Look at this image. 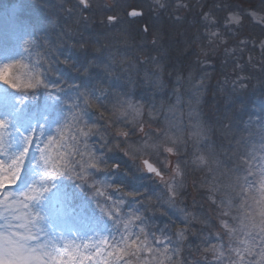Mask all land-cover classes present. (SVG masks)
Listing matches in <instances>:
<instances>
[{
	"label": "rangeland",
	"instance_id": "374dc122",
	"mask_svg": "<svg viewBox=\"0 0 264 264\" xmlns=\"http://www.w3.org/2000/svg\"><path fill=\"white\" fill-rule=\"evenodd\" d=\"M60 1L64 4L65 2H72L73 0ZM74 1L81 5L78 0ZM139 1L141 2V6H144L143 9L145 13L148 11L149 13L161 12L165 14V17L167 15L168 18L175 20L171 22L176 26H178L176 21L181 17H186L188 20L186 23H189L190 27L191 25L196 26L198 19L197 25L200 28V32L199 30L195 31L193 34L194 46L193 48L190 47L194 57L192 64L197 70L190 68L189 70L186 69V72L177 71L175 74L169 72L168 74H170L172 81L171 84L167 85L166 80H164V74L166 73H164L159 59L153 58L152 55H147L146 57L144 55L141 56L139 58L140 63L146 62V64L150 63L152 66L150 67L151 69H148V66H143L142 70L144 71L139 69V71L136 72L134 71V67L136 66L134 61L127 63L128 60L119 57L122 52L121 48L115 47L116 49L113 52L110 51L112 55H109L110 59H108L109 64L107 65L112 66L114 61L120 59L117 61L116 65L120 66L121 70L124 71L121 75L123 83L129 82L132 76H134L132 81H135L140 74L142 85L152 88L151 90L155 91V93L166 95L167 92L166 98H171L170 104H168L166 100V108L160 109L157 107L158 103L153 102V108H155L154 112H152L150 108L147 110V113H144V107H142L138 116L135 113H131L127 117L121 116L120 111L122 110L119 109V106L115 108L111 107V110L115 111L117 116L124 117V121H127L128 126H130L129 128H131V126L134 127V129L132 128L135 132L134 136L136 137L137 135V139L133 146L125 144L121 149H123L124 152H128L129 157L133 161L131 164L137 166V163L140 170L144 171L141 164L142 161H148L161 171L163 179L160 178L159 180H161L162 184L165 186L168 197L171 193L168 192L165 184L166 181L174 185L178 193L176 196L177 200L182 201L184 192L186 191L188 193L187 203L190 204V207H195L197 205V200L201 199L202 204L200 206L197 205L199 207L198 211L203 210L204 214L209 217L210 228H208L207 225L205 226L208 228L210 242L217 246L227 245L228 240L224 235L227 230L221 224V220H226L231 224L232 215H235L236 211L234 206L232 214L226 217L222 216L221 213L226 209L220 202L224 200L225 203H227L229 195L232 196V194H237L239 192V189L232 190L228 187L234 181L235 174L239 171L237 168L239 161L237 157L233 155L234 149L238 150L237 154L244 152L257 156L260 154L256 149L259 148L262 142L260 130L264 128V96L256 97L248 101L249 104L245 111V116L243 119L238 118L239 122H234L233 119L231 120L230 114H228L225 109H222L219 115H215V105L217 103L215 100L213 101V94L210 92L212 90L209 91L207 89L210 78L212 77L209 70L211 67V53H217L220 57L225 58L235 55L236 49L239 51L247 50L253 54H263L264 49H262L261 43L264 42V19H262V17H264V6H260L261 4H248L247 0H218L215 3H220L224 8L221 9V12H223L222 15L219 13L221 16L216 18L218 14L214 15V11L206 8L208 2L204 3V0H160L159 3H156L155 0ZM130 2L131 0H85L86 5L92 4L93 7H101L102 5L112 7L115 5L116 8L123 10L122 8L130 6L124 15L127 21L131 23V21L141 19L142 11L133 8ZM25 3H27V0H12L11 4L8 3L9 5L7 3L0 4V26L6 27V30L0 29V65L4 63L14 65V67L10 69V74L14 78H17L22 84L29 82L31 77L39 73L41 69V64H39V62L32 61V52L36 44V38L34 30L28 24V20L25 19V16H27ZM208 6H211V4H208ZM202 8L206 10H202ZM131 10L139 11L141 16L129 19L128 12ZM205 13H208L207 18L205 17ZM230 14L238 15L240 18L239 23L227 22ZM37 16L40 21L41 15L37 14ZM77 16L80 17L79 15ZM119 16L123 17L120 13H117L115 18L117 17L119 20ZM220 18L222 19L220 22L221 25L218 26L217 22L220 21ZM244 20L259 30L262 36L252 38L248 36L247 33H241L240 30L244 24ZM106 21L108 24H111L115 20L110 22L107 17ZM121 25L122 27H119L118 32L121 34L124 32L126 35L128 26H133L132 23L130 25L129 23H121ZM138 27H141L140 21L138 22ZM143 27L144 25H142L141 28ZM191 28L188 30L187 26H185L186 39L185 36H180L181 45L176 50L179 54L185 52L190 45V35L191 31H193ZM158 29V27H152L151 37L153 41L159 40L160 33L157 31ZM211 32H216L217 35L212 37L210 35ZM171 35H173L172 31L170 32V36ZM127 39L130 40L128 35ZM25 41H28V43L25 44ZM245 60L248 64L252 65L254 63L252 56H246ZM255 61L258 63L257 59H255ZM237 64V67H240L241 64L239 62ZM253 65L255 66V64ZM135 68L138 69L137 66ZM111 80L113 81V78ZM245 80L246 78L241 73L229 76L225 81L222 80V78H212L211 88H214L215 84L218 85V81H221L223 84L227 83L228 90L230 89V91L237 92L245 88ZM75 90L76 86L69 91L71 94H74ZM105 94L106 92L104 90L95 91L93 93L95 98L97 96L100 97L99 101L105 97ZM226 95L230 97L231 93L228 92ZM21 96L22 93L12 88L9 90L8 86L3 84V81L0 80V118L7 117L9 119L10 126L8 128V133L12 132L13 137H15V129L17 127L23 131L35 127L39 131L40 126L43 125V133L46 137L47 135L54 134V129L66 118V123L63 127L64 140L61 141L62 144H66V147L57 146L59 147V152L64 154L63 161L59 156H56L57 148H53L55 161L62 166L64 162L69 161L71 157L69 153H71L72 138L79 133L77 128L78 124L74 119L75 116L79 115V111L77 112L69 103H56L54 96L50 97L49 95H43L38 101H36L37 97H35V99H33L34 105L32 106L26 99L23 104H19L18 101ZM3 97H6L8 100V105L5 107L2 103ZM123 101H130L136 106H141L133 102L131 98L124 99ZM227 101L229 102L230 100L227 99ZM115 103L119 104L118 99ZM145 114L146 117L150 119L154 117L159 118V116H161V121L164 126L162 127L163 129L160 130L157 128V136L160 134L161 130H168L172 140L177 141L176 143H173L172 140L166 141L161 146L159 155L156 154L154 149L137 153V149L149 138L146 137L145 130L147 128H142V125H144L143 123H145V121H142V116ZM193 125H197V127L194 129ZM141 129H143V131H141ZM121 131H128L127 133L129 134V130L121 129ZM200 131H203L205 134V139L197 144L194 142V139H190L189 137L193 132ZM59 138V134L54 135V139L59 140ZM122 138L125 139L126 137L122 135ZM237 141H240V143L237 144ZM151 142L152 141H149V143ZM18 146V144L13 145L9 151H14ZM165 147H173L174 152H165ZM176 151L179 152V155L180 152L185 154L183 162L187 165V168L189 167L187 170L188 178L183 175L184 163L182 165L178 164L180 157ZM134 153L136 154L133 155ZM200 155L206 157L208 164L202 165L199 163L196 158ZM36 156H38V153L36 152L34 143L26 158L25 171L16 186L17 191L22 190L28 184L38 179L39 170L35 165ZM215 160L220 162L219 167L213 162ZM155 161H159V163ZM177 166H179L181 174L173 180L172 177L175 176L173 169ZM210 167L215 171H209ZM143 173H145V171ZM192 177H196L198 182L193 181ZM249 179L253 181L252 192H254L258 198L260 195V183L255 177H249ZM47 183L49 185V191L44 193L39 202L33 204L34 209L38 210L45 218L41 222V228L43 229V233H40L41 241L51 238L55 240L59 246H62L65 242L71 243L74 241L76 244H82L83 241L87 240L90 245H95L103 237L108 240V245H101V247L105 249L106 256L107 251H111L112 247L119 244L121 235L124 232L122 223H115L110 217L119 215L121 220H124L133 217V213L138 215L139 210L133 203L129 204L124 214L121 215L118 212L117 202L124 198L121 194H118L111 180L107 183L106 187H101L99 189L97 194L101 198V203L95 211L85 207V199L82 202L80 199H77V190L73 193L64 187L61 184L59 176ZM180 185H182V187ZM39 186L40 185L37 184V187ZM215 186H219L220 190L212 191ZM195 187H197L203 199L196 195L194 190ZM101 193H103V195H101ZM248 194L251 195V193ZM233 198H235V204L240 203V199L237 198V196H233ZM213 201H215V203H213ZM121 205L122 204L119 205V208ZM101 207L105 210V216L99 211ZM175 213L178 214V218L182 221V223L179 221L180 226L176 228L173 226H166L163 228L156 227L155 231L149 232L145 224H143L142 226L145 228V231L149 233V239L153 240L151 234L154 233L155 237L161 240L167 236L175 242L177 240V231L186 229L185 235L187 239L182 243V251L178 258L182 261V264H192L194 261L197 262V264H208L205 261L206 257L205 259L202 258L201 253L203 252L197 250L195 253L197 248H195L196 245L193 242H195L196 236L190 228L185 226L184 215L179 213L178 208H176ZM192 217H195V215ZM133 224L138 225L134 217ZM139 227V225L134 226L131 228V231L133 233H139ZM216 234H219V237H223V239L218 238ZM135 238V236L132 237V239ZM165 243H167L166 240ZM157 246L163 247L162 245H157L153 240V247ZM88 251L94 252L95 248L90 247ZM256 251H259V247L256 248ZM203 254L205 256V253ZM206 255L207 259H213L211 254L206 253ZM140 256L145 259H150L151 253L144 251L140 253ZM126 257L128 256H124L119 260L112 257V264H136V257L132 256L134 258L133 261L131 258L125 261ZM173 259H177V257H173ZM245 259L246 261L254 260L256 257L246 256Z\"/></svg>",
	"mask_w": 264,
	"mask_h": 264
},
{
	"label": "trees",
	"instance_id": "16d2710c",
	"mask_svg": "<svg viewBox=\"0 0 264 264\" xmlns=\"http://www.w3.org/2000/svg\"><path fill=\"white\" fill-rule=\"evenodd\" d=\"M217 1H203L204 3L208 2V4H211V6L207 4L206 8L214 11V15L218 14L216 18L222 15L223 12H221V9L224 8L220 3L216 4L215 2ZM247 1L251 5L261 4L260 6H264V0ZM11 2L12 0H0V4H11ZM140 3L139 0H131L130 2L133 8L142 11L141 19L131 21L133 26L130 25V21H127L124 15L130 6L122 8L123 10L116 8L115 5L112 7H106L105 5L93 7L92 4H88L83 7L82 4L80 5L74 0L72 2H65L64 4L60 0H27V3H25L27 15L25 19L28 20V24L34 30L36 38V44L32 52V61H37L41 64L39 74L42 81L49 86H57L60 88L59 92L52 94L56 103H69L72 106L80 105V108H83V119L77 125L79 132L80 130L88 131L89 127L95 126L92 128L93 134H90L87 138L83 136L79 137L78 146L85 160L89 159V151L93 157L99 158L97 160L98 169H88V172L92 175L87 183L77 179V176L72 175L71 172L60 175L59 178L61 184L68 190L73 193L77 190V199H80L81 202L85 199L86 206H84L93 211L101 203V198L97 194L101 187H106L110 180L114 187L115 185L121 186L123 190H117V192L123 196L124 203L118 212L121 215L124 214L129 204L133 203L138 208V215L142 217L145 227H147L149 232L155 231L156 227L173 226L176 228L180 226L182 221L178 218V214L175 213L176 208L183 215L184 212L190 213V216H183L185 226L190 228L196 236L195 242L192 241L196 245L195 248H197L195 253L197 250L203 252L205 244H202V240L205 238L209 239L208 228H210V220L204 214L203 210L198 211V206L202 204L201 199L197 200L198 206L190 207V204L187 203L188 193L185 191L182 201L176 199L175 205L170 207L167 203V191L162 181L157 180L152 175L148 176L146 173H143L144 171L140 170L137 163V166L131 164L133 162L132 159L129 155H125L124 150L121 149L125 144L133 146L137 135L136 137L134 136V127L131 126L129 128L130 126H128L127 121H124V117L117 116L115 111L111 110V107L115 108L119 106V104L115 103L117 99L118 101H122L131 98L133 102L144 107V113H147V110L150 108L154 112L153 102H157V107L160 109L166 108L167 102L168 104L171 103V98H166L167 92L166 95L155 93V91L151 90L152 88L142 85V79L139 73V77H136L137 81H132L134 77L132 76L129 82L123 83L121 75L124 71L121 70L120 66L116 65L120 59L114 61L112 66L107 65L109 64L108 59H110L112 52L116 49L115 47L121 48L122 52L119 57L128 60L127 63L134 61L138 68L136 69V66L134 67V71L136 72L139 69L142 70L143 66H148V69H151L150 67L152 66L150 63H140L139 58L141 56L144 55L146 57L147 55H152L153 58L159 59L163 71L166 73L164 74V80H166L167 85L171 84L172 81L170 74H168L169 72L175 74L177 71H185L190 68L197 70L192 64L194 57L190 47L193 48L194 46L193 34L196 30L200 32V28L197 25L198 19L196 26L191 25V28L190 24L186 23L188 21L186 17H181L176 21L178 25L176 26L171 22L175 20L168 18L167 15L165 17V14L161 12L149 13L148 11L145 13L144 6L142 7ZM202 10L206 9L202 8ZM117 13H120L123 17L119 16V20L116 17L113 23L108 24L106 21L107 17H115ZM37 14L41 15L40 21L38 20ZM221 18L217 22L218 26L221 25ZM139 21L141 22V27L144 25L143 28L138 27ZM121 23H129L130 26H128L127 35L130 37V40L127 39L126 33L122 32L121 34L118 32L119 27H122ZM185 26H187L188 30L191 28L193 31H191L188 49L179 54L176 50L181 45L180 36H185L186 39ZM152 27L159 28L157 31L160 33V36L157 41L152 40ZM171 31L173 35L170 36ZM240 31L241 33H247L252 38L262 36L259 30L252 26V24H248L245 20ZM211 56V67L209 70L212 77L210 78L207 89L209 91L212 90L210 92L213 94V101L215 100L217 103L215 105V115H219L222 109H225L230 114L231 120L233 119L234 122H239L238 118L243 119L245 116V111L249 104L248 101L256 97L264 96V53L253 54L247 50L239 51L236 49V54L228 56L227 58L220 57L217 53H211ZM246 56L253 57V64L255 66L246 62ZM255 59L258 60V63H256ZM62 61H67V63H62ZM238 62L241 64L240 67H237ZM238 73H241L246 78L245 88L237 92L231 90V92L227 88V83L223 84L221 81H218L219 84H215V87L211 88L212 78H222L225 81L229 76L238 75ZM112 78L113 81L111 80ZM74 86H76L75 93L71 94L70 91ZM8 88L10 90L9 86ZM48 90L54 91L51 87ZM100 90H104L106 94L101 101H97L93 93ZM28 92V99L26 101L31 106L34 105L32 96L37 97L36 101H38L43 95H48L43 86L34 92L30 90ZM79 92L91 93L88 96V100L91 105L95 106H85L84 99H78ZM228 92L231 93L230 97L226 95ZM227 99L230 101L228 102ZM74 108L77 112H80L79 108ZM142 119V121H145L142 128H147L145 130L146 137H156L157 128L159 130L163 129L164 124L161 121V116L150 119L145 114L142 116ZM121 129L129 130V134L125 139L122 138V135L117 134ZM85 142L88 146L87 149L84 147ZM176 153L179 155V152L176 151ZM184 156L185 154L180 152L179 165L184 163ZM80 159V155H77L71 145V157L69 161H79ZM101 160H106L109 164H117L119 167L107 171L104 164L100 163ZM157 162L159 163V161ZM183 166V175L188 178L187 170L189 167L187 168L185 163ZM71 168L77 173L80 171L79 164L71 165ZM192 180L198 182L196 177H192ZM194 190L196 195L203 199L197 187ZM127 192L142 193L143 195L133 198L125 195ZM233 196H237V194H232ZM181 210L184 211L182 212ZM193 215L195 217H192ZM203 253H201L202 258L205 259L206 257L205 261L208 264L209 262L215 264L213 259H207L206 253L205 256ZM130 258L133 261L134 258L132 256L126 257L125 261H128Z\"/></svg>",
	"mask_w": 264,
	"mask_h": 264
},
{
	"label": "snow or ice",
	"instance_id": "6c2138e0",
	"mask_svg": "<svg viewBox=\"0 0 264 264\" xmlns=\"http://www.w3.org/2000/svg\"><path fill=\"white\" fill-rule=\"evenodd\" d=\"M79 2L85 4V0H79ZM155 2L159 3L160 0H155ZM85 6L87 5L85 4ZM139 14L135 11L129 13V15ZM205 17H208V13H205ZM115 19L114 16L108 17L110 22ZM239 20L238 15L230 14L227 22L239 23ZM210 35L215 37L217 33L211 32ZM27 43L28 41H25V44ZM261 47L264 49V42L261 43ZM62 63H67V61H62ZM13 67L14 65L9 63L0 65V80L10 88L22 93L18 101L19 104H23L24 100L28 99V90H33L31 92H34L43 86L50 97L53 93L60 91L59 87L49 86L42 81L39 73L31 77L29 82L20 83L17 78H14L10 74V69ZM50 87L54 91L48 90ZM90 95L91 93L89 92H79L78 99L83 98L85 106L94 107L95 105H91L88 100V96ZM32 98L35 99V96H32ZM96 100L99 101L100 97L97 96ZM2 103L4 107L8 105L6 97H3ZM73 107L80 109L79 115L74 117L76 123L79 124L83 119V108H80V105H74ZM142 107V105L136 106L130 101H119V109L122 110L120 111L121 116L127 117L131 113H135L138 116ZM65 123L66 118L54 129V134L47 135L46 137L43 133V125L40 126L39 131L35 127H31L27 131H23L17 127L15 129L16 135L13 137L12 132L8 133L10 126L9 119L7 117L0 118V264H112V257L119 260L124 256L136 257V264H182V261L178 257L182 251V243L187 239L185 235L186 229L177 231V240L175 242L167 236L161 240L152 233L151 235L155 243L163 246L162 248L159 246L153 247V240L149 239V233L142 226L144 224L142 217L135 213H133V217L140 226L139 233H133L131 231L132 227L138 226L133 224V217L124 220H121L119 215L110 217L115 223H122L124 232L121 235L119 244L112 247L111 251H107L106 256L105 249L101 245H108V240L103 237L95 245H90L85 240L82 244H76L73 241L71 243L65 242L62 246H59L51 238L43 241L40 240V233H43L41 222L45 218L38 210L34 209L33 204L39 202L44 193L49 191L47 182L57 176L71 172L72 175L77 176V179L87 183L92 175L88 172V169H98L97 160L99 158L93 157L89 151V159L85 160L78 146L79 137L83 136L87 138L90 134H93L92 128L95 126L89 127L88 131L80 130L72 138V146L77 155L81 157L79 161H66L62 166L55 161L53 155L54 147L57 148L56 156H59L62 161L64 160V154L59 152V147H66V144L61 143L64 140L63 127ZM196 127L197 125H193L194 129ZM260 132L262 142L259 148L256 149L260 153L258 156L255 154L250 155L248 152L237 154V149L233 151V155L239 161L237 164L239 171L235 174L234 181L228 187L232 190L239 189L237 198L240 199V203L235 204V198L231 195L228 196L227 203L224 200L220 202L226 209L221 213L222 216L226 217L232 214L234 206L236 211V214L232 215L231 224L226 220H221V224L227 230L224 234L228 240L227 245L217 246L216 244H212L208 238L202 240V244L207 245L203 248V252L211 254L215 264H264V128ZM55 134H59V140L54 139ZM117 134L125 137L128 136L127 132L118 131ZM189 138L194 139V142L199 144L205 139V134L203 131L193 132ZM168 140H172L169 131L161 130L158 136H149L148 140H145L144 144L137 149V153L154 149L156 154L159 155L161 146ZM149 141L152 142L149 143ZM172 142L176 143L177 141L172 140ZM34 143L36 152L38 153L35 159V165L39 170L38 179L28 184L22 190L17 191L16 186L25 171L26 158ZM239 143L240 141H237V144ZM17 144L19 146L10 152L9 149ZM84 147L85 149L88 147L86 142ZM164 151L173 153L174 149L173 147H165ZM125 155H128V152H125ZM196 159L202 165L208 164V160L204 155H200ZM213 162L219 167L220 162L218 160ZM100 163L104 164L107 171L119 167L117 164H109L106 160H101ZM144 163L148 173H155L157 177L163 179L161 171L157 170L156 167H153L147 161ZM75 164H79V173L71 168V165ZM173 171L175 176L172 179L175 180V177L180 176L181 170L177 166ZM209 171L214 172L215 170L210 167ZM249 177H255L260 183V195L258 198L252 192L253 181ZM37 184L40 186L37 187ZM165 184L168 192L171 193L167 200V203L171 207L175 205L178 193L172 183L166 181ZM180 186L182 187V185ZM115 187L118 191L123 190L119 185H115ZM219 190V186H215L212 189V191ZM248 193H251V195ZM125 195L136 198L143 194L127 192ZM123 203L124 201L122 199L118 201L117 209ZM99 211L102 215H106L104 208L101 207ZM181 211L183 212L184 210ZM184 215L187 217L191 214L184 212ZM216 235L218 238L223 239V237H219V234ZM133 236L136 238L132 239ZM165 240L167 243H165ZM90 247H94L95 251H88ZM257 247H259L258 252L256 251ZM144 251L151 253L150 259H145L140 256V253ZM246 256L256 257V259L246 261ZM173 257H177V259H173ZM192 264H197V262L194 261Z\"/></svg>",
	"mask_w": 264,
	"mask_h": 264
},
{
	"label": "water",
	"instance_id": "95a60500",
	"mask_svg": "<svg viewBox=\"0 0 264 264\" xmlns=\"http://www.w3.org/2000/svg\"><path fill=\"white\" fill-rule=\"evenodd\" d=\"M79 1V0H78ZM83 5V7H85V4H82ZM133 11H135V12H137V13H140L139 11H136V10H131V11H129L128 12V18L129 19H133V18H136V17H140L141 16V13L139 14V15H129V13H131V12H133ZM145 161H142V166H143V169H144V171L147 173V174H149V175H154L156 178H161V177H157L156 175H155V173H148L147 172V169H146V167H145V163H144ZM148 162V161H147ZM149 163V162H148ZM153 167H154V165H153ZM158 170V169H157Z\"/></svg>",
	"mask_w": 264,
	"mask_h": 264
},
{
	"label": "bare ground",
	"instance_id": "6f19581e",
	"mask_svg": "<svg viewBox=\"0 0 264 264\" xmlns=\"http://www.w3.org/2000/svg\"><path fill=\"white\" fill-rule=\"evenodd\" d=\"M0 29H2V30H6V27L5 26H0Z\"/></svg>",
	"mask_w": 264,
	"mask_h": 264
}]
</instances>
